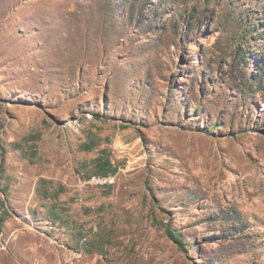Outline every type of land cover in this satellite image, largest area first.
I'll list each match as a JSON object with an SVG mask.
<instances>
[{
  "label": "rangeland",
  "instance_id": "374dc122",
  "mask_svg": "<svg viewBox=\"0 0 264 264\" xmlns=\"http://www.w3.org/2000/svg\"><path fill=\"white\" fill-rule=\"evenodd\" d=\"M1 198L0 264H264V0H0Z\"/></svg>",
  "mask_w": 264,
  "mask_h": 264
},
{
  "label": "trees",
  "instance_id": "16d2710c",
  "mask_svg": "<svg viewBox=\"0 0 264 264\" xmlns=\"http://www.w3.org/2000/svg\"><path fill=\"white\" fill-rule=\"evenodd\" d=\"M252 80H253L252 78H249V79L247 78L245 80L243 79V81L241 80L242 82L241 85H245V87L249 89L253 86ZM243 92L247 93V91H244V90ZM166 233L171 239L177 242L180 248H185L186 243H185L184 235L182 234V232H179L176 230L173 231L170 226H167Z\"/></svg>",
  "mask_w": 264,
  "mask_h": 264
},
{
  "label": "crops",
  "instance_id": "0c3cea01",
  "mask_svg": "<svg viewBox=\"0 0 264 264\" xmlns=\"http://www.w3.org/2000/svg\"><path fill=\"white\" fill-rule=\"evenodd\" d=\"M10 190H11V189H9V185H5V193H4L5 196H8ZM5 198H6V197H5ZM0 202H1V204H4V202L2 201V198H1V201H0ZM8 208H9V207H8L7 202H6V206H5V207L3 206V207H2L3 210H0V220H1V219H4L3 214L7 215V213H8L7 210H9Z\"/></svg>",
  "mask_w": 264,
  "mask_h": 264
},
{
  "label": "bare ground",
  "instance_id": "6f19581e",
  "mask_svg": "<svg viewBox=\"0 0 264 264\" xmlns=\"http://www.w3.org/2000/svg\"><path fill=\"white\" fill-rule=\"evenodd\" d=\"M92 180H94V182L96 183H101V184H104V183H108L110 181V177H94Z\"/></svg>",
  "mask_w": 264,
  "mask_h": 264
}]
</instances>
